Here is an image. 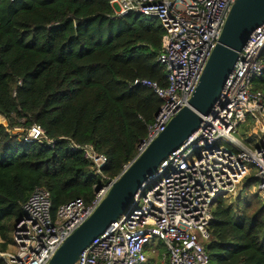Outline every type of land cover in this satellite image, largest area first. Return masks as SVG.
Returning <instances> with one entry per match:
<instances>
[{
  "label": "trees",
  "instance_id": "16d2710c",
  "mask_svg": "<svg viewBox=\"0 0 264 264\" xmlns=\"http://www.w3.org/2000/svg\"><path fill=\"white\" fill-rule=\"evenodd\" d=\"M163 35L157 17L116 14L108 0H0V252L13 247L35 188L49 193L54 217L75 198L90 203L96 187L133 160L162 102L135 79L166 84L157 59ZM251 88L264 92V74ZM32 124L43 130L41 139L25 140ZM239 128L243 142L254 140ZM71 142L104 155L101 172ZM254 172L237 196L214 201L202 242L207 264H264V203L241 195L257 180ZM157 247L165 255L161 241Z\"/></svg>",
  "mask_w": 264,
  "mask_h": 264
},
{
  "label": "built area",
  "instance_id": "2783aa9c",
  "mask_svg": "<svg viewBox=\"0 0 264 264\" xmlns=\"http://www.w3.org/2000/svg\"><path fill=\"white\" fill-rule=\"evenodd\" d=\"M108 1L116 14L132 11L155 16L164 28L157 59L164 65L166 84L135 79L152 86L162 99L138 146V155L188 103L234 0ZM263 74L264 20L238 51L210 113L202 117L199 127L175 151L160 161L131 206L91 241L74 264H143L145 245L152 239L165 246L162 264H207L197 231L208 237L211 207L217 196L239 193L244 178L254 170L264 197V92L251 88L252 78ZM247 118L254 125L247 136L255 138L245 143L238 128ZM0 123H6L2 115ZM16 131L22 128H14ZM259 132L263 133L262 144L257 140ZM43 136V130L32 124L25 140ZM71 147L82 150L101 172L104 155L89 144L71 142ZM114 179L101 184L90 203L75 198L61 205L54 217L49 193L35 188L22 205L13 250L0 252L5 264H47L67 236L97 207Z\"/></svg>",
  "mask_w": 264,
  "mask_h": 264
},
{
  "label": "water",
  "instance_id": "95a60500",
  "mask_svg": "<svg viewBox=\"0 0 264 264\" xmlns=\"http://www.w3.org/2000/svg\"><path fill=\"white\" fill-rule=\"evenodd\" d=\"M263 20L264 0L233 1L188 103L176 111L164 130L115 177L97 207L67 236L47 264H74L91 241L131 206L135 194L160 161L175 151L199 127L202 117L210 113L238 51Z\"/></svg>",
  "mask_w": 264,
  "mask_h": 264
},
{
  "label": "rangeland",
  "instance_id": "374dc122",
  "mask_svg": "<svg viewBox=\"0 0 264 264\" xmlns=\"http://www.w3.org/2000/svg\"><path fill=\"white\" fill-rule=\"evenodd\" d=\"M252 127H254V125L253 124L250 125L247 122L246 124H242V126L239 129L247 135L252 130ZM258 135H259V138H257V140H258L259 144H262L263 133L259 132ZM258 185H259V182L256 180L254 183L251 184V186H249L248 189L242 190L241 195L244 196L247 193L257 194L260 201L262 203H264V197H263L262 193L259 191ZM237 195H238V192L234 195H231V197H235ZM197 236H198V239L200 240L201 243L205 240V238L202 237L198 231H197ZM149 243L151 244V248L145 250L146 259L148 258V260H149V258H150L151 260H153V261H151V264H162L163 263V255L161 256L162 252L157 247L158 246V240L152 239ZM10 250L12 251L13 248H10ZM143 264H147V262L145 261Z\"/></svg>",
  "mask_w": 264,
  "mask_h": 264
}]
</instances>
